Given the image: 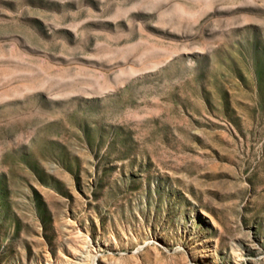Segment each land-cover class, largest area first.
<instances>
[{
	"label": "rangeland",
	"instance_id": "374dc122",
	"mask_svg": "<svg viewBox=\"0 0 264 264\" xmlns=\"http://www.w3.org/2000/svg\"><path fill=\"white\" fill-rule=\"evenodd\" d=\"M0 264H264V0H0Z\"/></svg>",
	"mask_w": 264,
	"mask_h": 264
},
{
	"label": "bare ground",
	"instance_id": "6f19581e",
	"mask_svg": "<svg viewBox=\"0 0 264 264\" xmlns=\"http://www.w3.org/2000/svg\"><path fill=\"white\" fill-rule=\"evenodd\" d=\"M95 259V258H94Z\"/></svg>",
	"mask_w": 264,
	"mask_h": 264
}]
</instances>
